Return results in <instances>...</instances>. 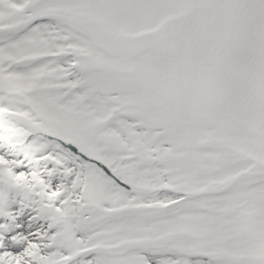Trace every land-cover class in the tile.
<instances>
[{"label": "snow or ice", "instance_id": "1", "mask_svg": "<svg viewBox=\"0 0 264 264\" xmlns=\"http://www.w3.org/2000/svg\"><path fill=\"white\" fill-rule=\"evenodd\" d=\"M0 264H264V0H0Z\"/></svg>", "mask_w": 264, "mask_h": 264}]
</instances>
